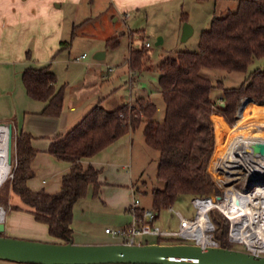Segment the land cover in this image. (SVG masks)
Instances as JSON below:
<instances>
[{
    "label": "trees",
    "instance_id": "16d2710c",
    "mask_svg": "<svg viewBox=\"0 0 264 264\" xmlns=\"http://www.w3.org/2000/svg\"><path fill=\"white\" fill-rule=\"evenodd\" d=\"M72 34L71 30L70 36ZM116 42V37L105 39L106 46ZM197 43L196 50L176 51L173 56L162 58L157 65V84L163 104L160 121L152 119L156 107L147 97H136L132 103L110 110L96 104L65 133L49 141L45 151L55 159L69 163V170L61 176L56 192L34 191L26 186V180L32 175L30 161L35 149L28 133L16 132L9 188L21 206L11 205L10 209L30 214L34 221L44 224L47 234L59 243H71L72 205L85 195L88 185H91L92 196L98 188V170L90 165L83 168L80 160L139 126L144 144L157 153L154 177L161 185L151 189L150 207L157 213L170 206L178 195L197 193L203 183L202 158L213 147L209 116L216 110L209 98L210 90H222L220 98L228 92H239L251 98L242 100L239 107L240 118L234 127L235 131L239 129L237 133L247 131L242 125L246 108L258 103L254 100L264 99V69H252L239 84L230 87H224L220 81L211 82L199 74V69L243 72L252 58L264 56V0H236L233 11L211 18L208 28L199 33ZM67 44L60 42L59 49ZM143 58L141 48L129 50L128 67L138 69ZM21 81L29 98L45 102L41 114L56 116L59 113L63 84L55 86V76L48 65L24 68ZM212 116L219 121L214 124L217 147L228 126ZM232 121H235V115ZM220 149L217 156L216 152L211 158L210 166L217 182L219 178L215 173L226 179L228 170L219 162ZM221 195L216 193L215 197ZM220 217L222 223L212 220L213 237L219 247L231 249L232 244L226 239L227 222ZM156 243L164 242L157 238Z\"/></svg>",
    "mask_w": 264,
    "mask_h": 264
},
{
    "label": "crops",
    "instance_id": "0c3cea01",
    "mask_svg": "<svg viewBox=\"0 0 264 264\" xmlns=\"http://www.w3.org/2000/svg\"><path fill=\"white\" fill-rule=\"evenodd\" d=\"M54 1L0 0V123L6 124L13 134L22 131L31 136V146L35 153L30 161L32 175L26 180V186L30 190H43L48 193L59 189L61 176L69 170L68 162L57 160L45 151L54 136L65 133L93 105L110 110L124 103H132L136 97L149 99L145 95H125L123 89L128 84L125 78L128 81L132 79L133 70L128 67L126 60L121 63L118 73L114 74V69L107 72L106 67L110 65L103 63L107 55L105 50L102 51V57H92L81 63L80 71H75L76 77L59 79L61 72L54 56L59 52L61 41L57 29L59 18L54 11L55 6L52 5ZM155 1L115 0V8H138ZM97 52L101 51L94 54ZM71 63L66 62L64 73L71 68ZM43 65H48L49 70L54 73L55 86L65 85L61 107L56 116L41 114L45 102L29 98L21 81L24 68ZM133 133L134 131L122 134L93 155L80 160L83 168L90 165L98 170V188L95 196H92L91 185H88L85 195L72 205L71 243H116L115 238L105 236L104 227L110 225L112 228H120L130 222L129 205L138 191L134 187L133 177ZM140 136L143 142L142 135ZM136 147L138 150L137 144ZM135 154H139L138 151ZM138 205L144 208L140 200ZM20 217L26 219L27 228L19 230L27 238L59 243L47 234L44 224L34 221L26 212L10 208L7 221L4 216L0 221L3 224L1 232L5 231L0 236H14L11 231L17 229L14 223ZM100 224H106L102 233L98 231Z\"/></svg>",
    "mask_w": 264,
    "mask_h": 264
},
{
    "label": "rangeland",
    "instance_id": "374dc122",
    "mask_svg": "<svg viewBox=\"0 0 264 264\" xmlns=\"http://www.w3.org/2000/svg\"><path fill=\"white\" fill-rule=\"evenodd\" d=\"M52 5L55 6L54 11L59 18V27L57 29L60 35V41L68 43L66 46L60 48L59 52L54 56V61L61 72L59 74V79H64L65 77L72 79L76 77L75 71H80L81 63L83 64L87 60L92 59L96 51L102 52L104 50L107 55L103 59V63L110 65L112 70L114 69V74L118 73L121 70V63L127 60L128 51L141 48L144 53V58L139 68L133 70V74L131 75L132 79L128 81V78H125L128 84L125 85L123 90L126 96L129 93L131 97L138 95L148 96L156 107L152 119L160 121L163 116V104L160 94L158 93L157 84V65L159 61L166 56H173L176 51L196 50L199 33L208 28L209 21L212 17H219L224 15L227 11H233L236 6V0H156L151 4L138 8L124 7L118 10L115 8V0H55L52 2ZM183 24H188L191 27V32L186 38L181 39V28ZM71 30L73 31L72 36H70ZM115 37L117 42L114 45H105V38H110L112 40ZM157 37L160 38V43L154 44ZM144 42H147L148 46L144 47ZM81 52L85 53V57L80 60H75V56L79 55ZM68 61L72 62L70 65L71 68L68 69L67 73H64L63 69ZM256 67L264 69V56L252 58L243 72H227L221 69L202 67L199 69V74L207 77L211 82L220 81L224 87H230L239 84L248 72ZM67 78L64 81H66ZM64 87L65 85H63V88ZM221 95L222 90L220 89L214 88L209 92V98L213 102V107L216 112L209 116V123L213 136V147L212 151L202 158L204 175L202 177L203 183L201 189L193 195H178L170 205L173 210L180 211L184 216H189L192 212V206L190 204L192 196L213 197L214 194L220 192L214 184V181L217 185L218 182L212 175V171L210 172L211 158L216 152L217 156L220 148L219 162L223 163L222 167L224 169L228 168L225 173L226 179L222 178V182H225L224 185L228 186V175L231 174L233 170L232 161L235 159V150L241 139V135L250 138L258 134L260 137H264V117H260L258 120H252V118L249 117L254 111V109L252 110L250 108H255L256 106L264 107V99L254 100L258 103L247 107L243 114V116L246 115L245 123L242 124L244 126L243 128L247 131L245 133H237L239 129L235 131L234 127L236 126V121L240 118L239 107L242 100L251 98L242 96L239 92H228L220 98ZM212 115L218 117L228 126L222 134V139L218 142L217 147L214 135V124L217 125L219 121ZM234 115L235 121L233 122L232 117ZM8 129L7 157L10 170H12L14 165V134L10 131V128ZM140 129V126L137 127L133 133L134 156L132 162L135 171L133 176L135 179L134 187L138 190L135 192L137 195L136 198L140 200L144 208H150V191L152 188L160 187L161 183L154 177L157 153L155 150L143 144L141 141ZM136 144L139 147L138 150ZM136 151H138L139 154L136 155ZM136 168L137 170H135ZM215 175L217 174L215 173ZM9 180L10 177H7L0 184V211L5 221H7V215L11 205L21 206L18 198L10 191ZM205 182H207L206 185H204ZM251 189L252 188L249 190ZM211 210L212 211L209 213L211 220L214 221L215 219L218 223H222L220 212L216 208ZM26 224L25 217H20L14 223L17 229L11 231L14 236L10 235L6 237L41 242L40 240L27 238V236L20 232L21 230L19 229L24 230L27 228ZM154 224L161 229L173 230L176 228V218L166 208L160 209L157 212V217L154 219ZM104 225L106 224H100V228L98 229L99 232L102 233ZM105 227L108 229H115L110 225ZM0 233H5V231ZM105 236L108 237L110 235L106 233ZM134 239L140 244L156 241L155 238L148 235L136 236ZM161 241L169 244L176 242L175 240ZM231 249H242V245L232 244ZM259 255L264 256V253H259ZM0 264L26 263L0 260Z\"/></svg>",
    "mask_w": 264,
    "mask_h": 264
},
{
    "label": "water",
    "instance_id": "95a60500",
    "mask_svg": "<svg viewBox=\"0 0 264 264\" xmlns=\"http://www.w3.org/2000/svg\"><path fill=\"white\" fill-rule=\"evenodd\" d=\"M191 32L181 28V39ZM157 37L154 44L160 43ZM102 52L93 55L102 57ZM3 224L0 222V232ZM0 260L26 264H264V256L221 247L201 249L190 244L108 243L76 245L0 236Z\"/></svg>",
    "mask_w": 264,
    "mask_h": 264
},
{
    "label": "built area",
    "instance_id": "2783aa9c",
    "mask_svg": "<svg viewBox=\"0 0 264 264\" xmlns=\"http://www.w3.org/2000/svg\"><path fill=\"white\" fill-rule=\"evenodd\" d=\"M144 47L148 46L147 42H144ZM85 56V53H80L75 56V60H80ZM110 66L106 67V71H111ZM0 129L5 131L7 137L5 139V144L3 148V165L5 166L0 172L3 173V176L0 180V184L7 177H11V170L8 162V135L9 129L8 126L4 123H0ZM14 164V156H13ZM219 170V169H216ZM211 172V170H210ZM213 175V174H212ZM219 178L218 185L215 183L217 189L220 191L219 194L224 193L225 182H222L221 175H216ZM230 187L235 189H247L249 192L255 191L259 186L264 184L255 182L253 180L245 181L243 179L235 178L228 184ZM252 188L251 190H249ZM216 194L211 196H192L190 204L192 206V212L189 216H184L178 210H173L171 206H168L166 209L171 212L176 218V228L171 229H161L154 224V219L157 217V213L152 208H143L139 207L138 199L136 197L131 198L129 205V211L131 214L130 222L120 228L108 229L104 228V233L109 234L112 238L116 239V243L126 244V245H140V243L135 241L136 236H152L157 240H175L180 242L178 244H190L198 246L201 249L207 247H219L217 241L213 237L214 223L212 222L209 213L211 209L216 208L210 205V200H213ZM207 203V204H206ZM222 217L227 221L226 227V239L231 244H241L242 249L240 251L247 252L253 255L261 256L259 253H252L247 250L246 246L241 242H238L230 233V220L225 216L218 208H216ZM216 210V211H217ZM218 212V213H219ZM145 244V243H144Z\"/></svg>",
    "mask_w": 264,
    "mask_h": 264
},
{
    "label": "bare ground",
    "instance_id": "6f19581e",
    "mask_svg": "<svg viewBox=\"0 0 264 264\" xmlns=\"http://www.w3.org/2000/svg\"><path fill=\"white\" fill-rule=\"evenodd\" d=\"M250 109H254L249 115L252 120L264 117V107ZM6 137V132L0 129V171L5 167L2 152ZM232 163L233 170L228 175V184L235 178L264 184V137L258 134L250 138L241 135ZM2 176L3 173L0 172V180ZM223 191L221 196L209 201L210 205L228 217L230 233L238 242L244 244L252 253H264V185L257 187L252 193L247 189H235L229 185ZM1 219L0 211V221Z\"/></svg>",
    "mask_w": 264,
    "mask_h": 264
}]
</instances>
